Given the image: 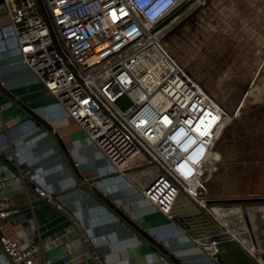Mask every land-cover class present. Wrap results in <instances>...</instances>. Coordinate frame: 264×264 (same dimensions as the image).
Listing matches in <instances>:
<instances>
[{"label": "built area", "instance_id": "built-area-1", "mask_svg": "<svg viewBox=\"0 0 264 264\" xmlns=\"http://www.w3.org/2000/svg\"><path fill=\"white\" fill-rule=\"evenodd\" d=\"M185 1L1 0L18 62L111 172L136 177L141 196L168 218L178 193L207 211L203 182L217 162L213 143L229 123L164 49L168 26L154 31ZM32 193L49 197L39 186ZM15 212L0 200V232ZM0 246L13 264H33L40 249L4 236ZM202 249L217 262L213 243Z\"/></svg>", "mask_w": 264, "mask_h": 264}, {"label": "crops", "instance_id": "crops-1", "mask_svg": "<svg viewBox=\"0 0 264 264\" xmlns=\"http://www.w3.org/2000/svg\"><path fill=\"white\" fill-rule=\"evenodd\" d=\"M7 25L0 0V200L16 209L1 222L0 237L20 248L39 244L33 264H167L83 192L52 198L75 186L63 155L79 178L94 180L89 186L97 196L176 264H264V171L258 165L264 162L248 167V175H235L237 182L230 179L219 191L205 178L213 194L205 199L207 211H183L181 227L141 196L138 189L144 184L136 177L111 172L83 132L12 54ZM33 186L49 197L36 198ZM234 187L249 191L237 194L230 191ZM215 229L230 239L204 243ZM211 243L218 251L217 262L202 249ZM0 264H8L1 252Z\"/></svg>", "mask_w": 264, "mask_h": 264}, {"label": "rangeland", "instance_id": "rangeland-1", "mask_svg": "<svg viewBox=\"0 0 264 264\" xmlns=\"http://www.w3.org/2000/svg\"><path fill=\"white\" fill-rule=\"evenodd\" d=\"M195 2L198 5L168 26L161 43L187 77L229 117L213 149L218 151L224 139L234 133L247 134L248 140L258 135L259 144L250 140L255 145L250 153L263 163L264 0ZM205 182L200 198L211 199V181ZM246 190L230 189L237 194Z\"/></svg>", "mask_w": 264, "mask_h": 264}, {"label": "water", "instance_id": "water-1", "mask_svg": "<svg viewBox=\"0 0 264 264\" xmlns=\"http://www.w3.org/2000/svg\"><path fill=\"white\" fill-rule=\"evenodd\" d=\"M194 2L195 0L185 1L174 12H172L169 16H167L161 23H159L154 28V31L171 25L174 19L186 13V11L189 10L190 6ZM242 137H243V140L239 141V138H242ZM235 144H236V147H235ZM254 146L255 145H252L251 141L248 140L245 137V134H243L242 132L229 135L228 138L224 139L218 151L213 149V153L216 155L217 162H215L212 165L211 170L208 171L205 174V176L207 177L209 181L213 183V186L217 189H220L221 185H224V187L229 185L227 183H228V180L230 179H232L233 183H236L237 181H235V178H234L235 175L240 176V174L242 175L243 172L245 175H248L249 172H252V170H250L248 167H255L253 165H255L257 160L255 159V157H253L254 154L252 156V154L249 153L250 147L253 148ZM62 158L67 168L71 172V176L75 182V186H73L71 189L65 192H61L59 194L52 196V198L60 196L66 192H69V193L76 192V191L83 192L85 195L88 196V198L95 200L101 207H103L109 214H111L117 221H119L126 229L132 232L134 236L138 238L144 245H146L152 252L157 254L164 262H166L167 264H176L158 246L151 243L142 234L137 232V230H135L128 222H126L119 214H117L115 210H113L101 197L97 196L93 192V190L90 188L89 185H91L94 182V180H82L81 178H79L76 175V173L72 170V168L70 167L66 157L62 155ZM244 164L247 166L242 167L241 165H244ZM258 165H260L259 166L261 168L260 171H264V164L262 165L258 164ZM251 174L252 173H250V175ZM185 210L188 212V214L189 213L190 214H196V213L202 214L203 213L202 209L197 207L191 200H189L187 197H185L181 193H178L175 204L169 215L171 216V220L177 224H180L181 227H183L185 224H184V221L179 216L183 217L182 215H180V213H182ZM215 231L217 230L215 229ZM215 231L214 233L216 234L208 238V240H206L204 243L216 242L222 239L229 238L228 234L224 232L217 234L218 231L217 232ZM216 235H220V236H216ZM0 252L3 254L5 259L7 260L8 264H13L8 259V257L3 253L1 246H0Z\"/></svg>", "mask_w": 264, "mask_h": 264}, {"label": "flooded vegetation", "instance_id": "flooded-vegetation-1", "mask_svg": "<svg viewBox=\"0 0 264 264\" xmlns=\"http://www.w3.org/2000/svg\"><path fill=\"white\" fill-rule=\"evenodd\" d=\"M263 109V108H262ZM245 137H247V136H245ZM249 139L250 140H254V143L256 144V143H258L259 144V142H258V139H259V137H258V135H256V136H253V137H249ZM260 144H261V139H260ZM261 152V151H260ZM261 155H263L264 156V149L262 150V153H261Z\"/></svg>", "mask_w": 264, "mask_h": 264}, {"label": "bare ground", "instance_id": "bare-ground-1", "mask_svg": "<svg viewBox=\"0 0 264 264\" xmlns=\"http://www.w3.org/2000/svg\"><path fill=\"white\" fill-rule=\"evenodd\" d=\"M201 1H202V0H198V3L200 2V4H202ZM197 5H198V4H197ZM236 115H237V114H236ZM226 118H227V120H229V117H226ZM156 198H158V196H157ZM160 200H161V198H160ZM229 239H230V237H229Z\"/></svg>", "mask_w": 264, "mask_h": 264}, {"label": "trees", "instance_id": "trees-1", "mask_svg": "<svg viewBox=\"0 0 264 264\" xmlns=\"http://www.w3.org/2000/svg\"><path fill=\"white\" fill-rule=\"evenodd\" d=\"M3 34H4V30H2V34H0V35L4 36Z\"/></svg>", "mask_w": 264, "mask_h": 264}]
</instances>
